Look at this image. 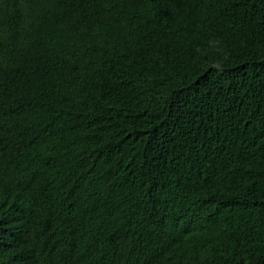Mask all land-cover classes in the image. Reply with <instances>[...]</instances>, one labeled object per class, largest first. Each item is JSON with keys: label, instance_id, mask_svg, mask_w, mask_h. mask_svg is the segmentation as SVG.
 I'll return each mask as SVG.
<instances>
[{"label": "trees", "instance_id": "16d2710c", "mask_svg": "<svg viewBox=\"0 0 264 264\" xmlns=\"http://www.w3.org/2000/svg\"><path fill=\"white\" fill-rule=\"evenodd\" d=\"M0 264H264V0H0Z\"/></svg>", "mask_w": 264, "mask_h": 264}]
</instances>
